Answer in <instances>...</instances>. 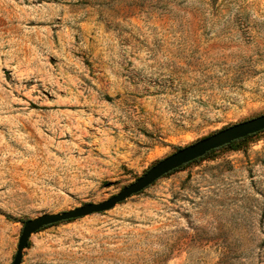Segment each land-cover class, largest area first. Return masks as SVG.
I'll return each instance as SVG.
<instances>
[{"label":"rangeland","instance_id":"rangeland-1","mask_svg":"<svg viewBox=\"0 0 264 264\" xmlns=\"http://www.w3.org/2000/svg\"><path fill=\"white\" fill-rule=\"evenodd\" d=\"M262 114L264 0H0V264L27 220ZM22 264H264V131L38 231Z\"/></svg>","mask_w":264,"mask_h":264},{"label":"water","instance_id":"water-1","mask_svg":"<svg viewBox=\"0 0 264 264\" xmlns=\"http://www.w3.org/2000/svg\"><path fill=\"white\" fill-rule=\"evenodd\" d=\"M261 131H264V114L233 124L189 146L180 148L152 166L135 182L125 186L119 193L104 201L87 203L62 212L46 213L27 220L24 223L21 236L18 240L17 252L12 264H22L24 250L28 247L32 235L42 228L108 211L131 196L139 194L172 171L204 157L213 150L227 146L234 141L257 134Z\"/></svg>","mask_w":264,"mask_h":264},{"label":"trees","instance_id":"trees-1","mask_svg":"<svg viewBox=\"0 0 264 264\" xmlns=\"http://www.w3.org/2000/svg\"><path fill=\"white\" fill-rule=\"evenodd\" d=\"M254 135H256V134H253V135H250V136H248V137H246V138H243V139H239V140H237V141H234V142H232L231 144H229V145H227V146H230V145H232V144H234V143H236V142H240V141H243V140H246V139H248L249 137H252V136H254ZM225 147V146H224ZM214 151V150H213ZM212 152V151H211ZM198 160V159H197ZM197 160H195V161H197ZM195 161H193V162H195ZM190 163H192V162H190ZM189 164V163H188ZM188 164H186V165H188ZM185 166V165H184ZM184 166H182V167H184ZM181 167V168H182ZM181 168H178V169H176V170H179V169H181ZM176 170H174V171H176ZM173 172V171H172ZM57 224H59V223H57ZM54 225H56V224H54ZM52 226V225H51ZM48 227H50V226H47V227H44V228H42L41 230H39V231H42V230H44V229H46V228H48Z\"/></svg>","mask_w":264,"mask_h":264}]
</instances>
